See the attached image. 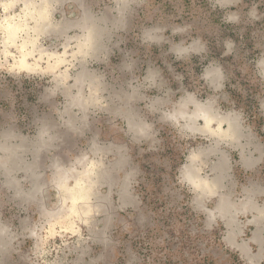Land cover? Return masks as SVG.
I'll list each match as a JSON object with an SVG mask.
<instances>
[{"label": "rangeland", "instance_id": "rangeland-1", "mask_svg": "<svg viewBox=\"0 0 264 264\" xmlns=\"http://www.w3.org/2000/svg\"><path fill=\"white\" fill-rule=\"evenodd\" d=\"M41 140L0 164V264H264V0H0V158Z\"/></svg>", "mask_w": 264, "mask_h": 264}, {"label": "bare ground", "instance_id": "bare-ground-1", "mask_svg": "<svg viewBox=\"0 0 264 264\" xmlns=\"http://www.w3.org/2000/svg\"><path fill=\"white\" fill-rule=\"evenodd\" d=\"M28 2V1H27ZM26 2V3H27ZM47 9L45 11H41L39 13V16L36 18L37 21L39 22L38 23V26L37 28H43L42 30L44 29H49L51 27V29H53V31L55 29H57V26H52L53 24L50 23V21L47 19ZM83 24V23H82ZM87 24V23H86ZM92 24V22H91ZM89 25L90 27H86L88 29V34L86 35L85 37V41L80 45V52H82L83 54H86L88 53L89 51H93L95 48L98 49L100 48V44H99V36L98 35H102L104 33V31H100V29H96L95 28V25L92 26V25ZM84 25V24H83ZM88 25V24H87ZM79 26V25H78ZM9 29H10V32H12L11 34L14 33V28L12 26L11 23L8 24L7 26ZM60 28V26H58ZM64 27V25H63ZM81 27V26H79ZM66 28V27H65ZM83 28V27H82ZM84 28V29H86ZM51 29H49L51 31ZM58 30V29H57ZM66 32V31H65ZM52 33V32H51ZM64 33V32H63ZM107 33V31H106ZM106 35V34H104ZM102 37V36H101ZM103 47V45H102ZM101 47V48H102ZM95 49V50H96ZM102 51V50H101ZM98 53L100 54V51L98 50ZM97 53V54H98ZM95 54V56L97 55ZM86 76V72H81V74L79 75L78 77V80L79 81H82ZM133 95V94H132ZM81 98V97H80ZM80 98H77V97H74L73 98V102H77L78 104H81V101H80ZM83 103V102H82ZM184 103V102H183ZM74 106H77V105H74ZM82 106V104H81ZM183 106V105H182ZM185 107V105H184ZM181 108V107H180ZM182 109V108H181ZM83 110V109H82ZM182 111V110H181ZM180 111V112H181ZM184 111V110H183ZM182 111V113H183ZM128 113V112H127ZM181 113V114H182ZM186 113V112H185ZM71 114V113H70ZM125 114V113H124ZM185 115H189L188 113L185 114ZM128 116V115H127ZM200 116L204 117L206 120H207V123L209 124L213 119H216L217 118V115L213 113V111L211 110V108L208 106V105H197L196 107V110L191 114L189 115V121H190V126L195 128V123H196V120L197 118H199ZM129 117V116H128ZM70 119V118H69ZM71 120V119H70ZM69 122V121H68ZM73 122V121H72ZM70 121V123H72ZM69 123V124H70ZM131 123V122H130ZM132 124V123H131ZM135 125V124H133ZM231 125L233 126L232 127V131L235 133V134H239V131H238V125H236V122H231ZM138 128V127H137ZM134 129V127H133ZM135 129H136V126H135ZM139 129V128H138ZM220 131V130H219ZM217 131V132H219ZM229 131V130H228ZM145 134V133H144ZM43 135V134H42ZM229 135V133H228ZM239 136V135H238ZM51 143V142H50ZM48 145V142L47 141H39L37 144H33V145H29L28 143H25V141H23V143H21L20 145H18V147H15V148H12V147H6V146H3V149H8V154L5 156V157H1L0 158V164L1 165H4V166H7V162H10L11 164H13L11 166L10 169H8V174H10L12 171H14L16 168H20L23 166V161L20 157V155H18V151L19 150H25L28 148H33L32 152L37 155L41 149H43L45 146ZM48 147V146H47ZM27 151V150H26ZM36 164V163H35ZM24 169H27L29 171H32L33 168H34V162L31 163L30 165H27L26 167L23 166ZM195 170V169H194ZM69 171V170H68ZM189 171V170H188ZM66 174H67V171H66ZM188 174V173H187ZM186 174V175H187ZM196 172L195 171H192L190 174H189V177L192 178L193 180H195V178L197 176H195ZM66 178V175L65 173H62L61 171H59V182L62 184V182L64 181V179ZM221 180V177L219 176L217 179H216V183H219ZM206 181V180H205ZM36 187L33 188L32 192L31 193H28V195H34L36 192H38L40 190V185H35ZM87 194H83L82 197H85ZM237 209V207L231 203L228 202V200H224V202L222 203V205L219 207V211L221 213H228V214H233L234 211Z\"/></svg>", "mask_w": 264, "mask_h": 264}]
</instances>
